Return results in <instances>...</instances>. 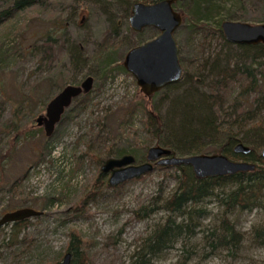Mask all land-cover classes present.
I'll return each mask as SVG.
<instances>
[{
    "label": "rangeland",
    "instance_id": "obj_1",
    "mask_svg": "<svg viewBox=\"0 0 264 264\" xmlns=\"http://www.w3.org/2000/svg\"><path fill=\"white\" fill-rule=\"evenodd\" d=\"M14 2L0 0V12ZM127 4L128 0H48L44 6L26 7L0 23V50L5 57L2 61L0 54V155L9 157L7 168L0 169V187L7 186L0 188V217L16 204L44 212L30 218V225L22 230L19 239L27 235L33 240L22 253L14 254L6 243L11 226L0 229V264L58 263L67 251L71 231L86 240L87 264H129L152 226L167 217L163 210L153 214L142 209L155 207L158 200L171 195L176 170L156 166L144 177L117 186L109 185L110 174L101 170L106 160L117 157L113 150L127 147L142 155L156 145L145 114L137 110L128 116L144 94L123 61L130 48L159 32L152 27L138 33L131 29ZM252 8L244 11L245 21L256 24L252 18L259 14ZM56 26L64 28L65 35L58 39V49L48 54L43 46L45 35ZM114 32L119 36L114 37ZM110 34L116 49H109L116 62L101 71L97 52ZM174 38L183 70L178 81L181 89L187 74L209 83L213 77L209 63L215 56L227 59L231 66L251 63L241 49L226 46L216 33L201 32L189 40L183 26ZM72 47L77 49L76 58L84 57L88 64L82 72L71 65ZM89 70L95 73L89 103L77 106L81 96L77 97L47 143L49 137L36 118L46 113L47 104L64 86L80 84ZM76 77V83H69ZM238 79L235 95L245 82ZM168 103L161 96L154 100L164 114ZM13 182L16 186L10 188ZM261 206L229 216L243 235L236 252L225 248L211 252L204 236L220 225L221 213L215 199L205 200L199 207L209 215L197 220L194 237L171 244L154 264L180 262L183 244L191 252L188 264H264V242L252 233L254 227H264V194Z\"/></svg>",
    "mask_w": 264,
    "mask_h": 264
},
{
    "label": "trees",
    "instance_id": "obj_2",
    "mask_svg": "<svg viewBox=\"0 0 264 264\" xmlns=\"http://www.w3.org/2000/svg\"><path fill=\"white\" fill-rule=\"evenodd\" d=\"M47 1L15 0L13 6L0 12V23L11 20L17 12L26 7L44 6ZM137 2L148 5L159 2V0H128L127 15H131L132 6ZM174 4V8L183 15L179 28L183 26L187 28L189 40L201 32L209 35L216 33L226 46L233 47L234 44L225 41L220 23L225 19L245 21L248 18L245 17L244 11H248L252 7H254V9L252 8L253 11L259 14L252 20L264 22V0H182ZM57 22L59 23V21ZM63 30L64 28L60 27L59 29V26H56L50 28L45 35L46 41L43 46L48 54L58 49V39L65 35ZM114 33V37L119 36L117 32ZM111 36L112 34L105 37L103 48L97 52L100 56L98 60L101 71H106L116 62L109 49V46L116 49L110 41ZM235 46L242 50L246 59L250 58L251 63L236 62L231 66L227 59L223 61L215 56L213 62L206 61V66L209 63L210 73L213 75L209 83L200 81V78H191L187 74L183 79L185 85L182 89L178 82L154 93L151 99H146L144 95H141L140 103H137L128 112V116L132 117L137 110L143 112L147 117L146 127L150 129L152 139L156 141L157 145L170 149L178 156L196 155V153L207 154L208 152V154L221 153L235 160L253 161L256 168L252 171H241L230 176L201 179L195 178L189 166L159 165L158 169L161 170L167 168L176 170L178 172V174L176 173L177 183L171 195L160 199L162 202L160 205L158 204L160 200H158L155 207L151 205L142 210L153 214L163 210L167 217L163 222L152 226L145 242L137 248L135 259L129 264H154L162 252L170 249L171 244L180 239L188 240L194 237L195 229L199 226L197 220L209 215L199 206L209 198L215 199L218 203L221 218L217 229L207 231L208 234L204 236L207 239L206 243L211 247V252L218 248L236 252L243 240V235L236 230L235 224L231 222L229 216L235 211L243 212L255 207H262L264 159L259 155V151L264 146V44H235ZM0 54L3 56L1 50ZM71 54L72 67L74 66L78 72L84 71L88 65L84 57L82 60L77 59V49L74 47L71 49ZM2 58V61L5 60L4 56ZM121 68L123 69V66ZM92 75L95 73L89 70L88 76ZM239 76L240 80L243 79L245 82L235 95L233 94L235 91L233 86L239 81ZM77 81L76 77L69 83L74 84ZM198 86H201V89ZM89 94L82 95L81 100L76 105L86 106L90 101ZM160 96L169 102L170 108L166 114L154 104V100ZM183 100L186 102L184 103ZM66 113L67 111L64 113L59 126L64 122ZM261 113L263 114L260 116ZM59 126L56 127L54 135ZM54 135L47 139V143ZM239 142L250 147L248 155H239L234 152V147ZM112 154L116 155L117 158L126 154L133 155L138 163H142L147 153L140 155L136 154L133 149L122 147L113 150ZM41 155L44 157L45 153ZM8 163L9 157L0 155V169L5 170ZM15 186L13 182L10 188ZM0 188L5 189L7 186L4 185ZM24 207L27 206L16 204L7 212ZM29 221L30 218L7 224L11 226V232L6 243L10 248H14V254L24 252L26 248L30 249L33 244V240L27 235L19 239L22 230L30 225L31 222ZM252 233L261 240L260 243L264 242V227H254ZM69 241L67 251L73 254L71 263L87 264L88 255L83 248L86 240L78 232L71 231ZM181 247L183 259L180 262L176 261L175 264H188L191 259V252L184 244ZM51 264H57V262Z\"/></svg>",
    "mask_w": 264,
    "mask_h": 264
},
{
    "label": "water",
    "instance_id": "obj_3",
    "mask_svg": "<svg viewBox=\"0 0 264 264\" xmlns=\"http://www.w3.org/2000/svg\"><path fill=\"white\" fill-rule=\"evenodd\" d=\"M182 0H159V2L133 4L130 18V27L136 32L145 28H155L159 34L155 38L128 50L124 58V68L135 77L140 91L151 99L154 93L163 90L164 87L180 81L183 70L178 60L179 49L175 31L183 20L181 12L174 8V3ZM220 29L225 40L231 44L257 45L264 44V22L256 24L247 21L223 20ZM94 77L87 76L80 84H68L63 90L52 97L47 104L46 113L38 116V126L44 128L47 137L55 133L57 125L61 122L64 113L79 96L89 93L93 89ZM236 154L248 155L250 147L239 142L234 147ZM264 159V146L259 151ZM101 170L110 174L109 185H119L123 182L134 180L150 173L156 166L174 167L189 166L195 178L206 179L208 177L230 176L244 171H252L256 168L253 161L232 160L225 155L203 154L178 156L170 149L160 145H154L148 149L144 162L138 163L133 155H123L120 158L110 157L104 162ZM44 212L24 207L4 213L0 217V228L16 221H23L43 215ZM72 252L67 251L57 264H72Z\"/></svg>",
    "mask_w": 264,
    "mask_h": 264
},
{
    "label": "flooded vegetation",
    "instance_id": "obj_4",
    "mask_svg": "<svg viewBox=\"0 0 264 264\" xmlns=\"http://www.w3.org/2000/svg\"><path fill=\"white\" fill-rule=\"evenodd\" d=\"M146 29H149V28H145L144 30H146ZM144 30H142V31H144ZM142 31H141V32H142ZM135 32H136V31H135ZM136 33H138V32H136ZM158 34H159V33H158ZM157 36H158V35H157ZM154 38H155V37H154ZM144 43H145V42H144Z\"/></svg>",
    "mask_w": 264,
    "mask_h": 264
}]
</instances>
